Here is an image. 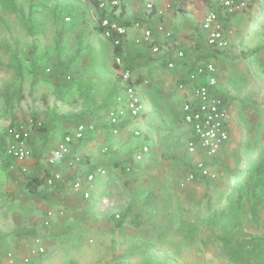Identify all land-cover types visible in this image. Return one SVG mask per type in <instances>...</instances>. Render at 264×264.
Masks as SVG:
<instances>
[{"label": "rangeland", "instance_id": "374dc122", "mask_svg": "<svg viewBox=\"0 0 264 264\" xmlns=\"http://www.w3.org/2000/svg\"><path fill=\"white\" fill-rule=\"evenodd\" d=\"M218 6L219 0H211L200 16L191 14V21L203 29V17L210 10L219 11ZM97 25L98 14L89 0H14V6L10 0H0V127L22 124L29 130L32 156L42 154L43 171L50 169L49 153L62 138L50 140L53 124L68 121L70 129L82 119L97 122L103 115L100 107L110 100L111 84L121 78L114 46ZM83 28L84 37L80 35ZM81 38L80 57L75 59ZM239 51L230 46L209 58L222 61L224 78L229 77L233 88L232 136L229 150L220 154L225 159L219 156L214 161L217 180L198 177L182 188L189 160L163 148L165 152L150 160V174L143 180L138 172L120 182L122 193L124 188L142 189V182L149 187L139 201V224L129 216L123 229H116L113 220L97 225L96 239L93 235L82 249L84 243L74 242L76 232L47 230L43 222L47 209L42 208V216L36 217L38 230L42 238H49L52 249L28 263L18 257L15 264H236L216 238L222 230L247 240L264 237V72L253 71L252 55L247 58ZM256 59V68L264 65V55ZM86 98L92 101L89 108L84 106ZM239 173L243 177L236 180ZM9 180L1 160L0 235L4 238L0 239V264H10L7 252L16 250L11 236L20 229L19 223L26 231L33 227L31 213L38 202L24 188L17 192ZM18 203L29 212L26 222L13 217ZM118 205L115 209L109 199L104 201L109 216L123 214Z\"/></svg>", "mask_w": 264, "mask_h": 264}, {"label": "crops", "instance_id": "0c3cea01", "mask_svg": "<svg viewBox=\"0 0 264 264\" xmlns=\"http://www.w3.org/2000/svg\"><path fill=\"white\" fill-rule=\"evenodd\" d=\"M118 1L117 16L119 17L120 12H123L119 21L128 27L123 45V62L120 67L122 71L131 70L134 82L144 91L143 102L146 113L126 119L117 135L110 133L106 116L103 115L97 119V122H94L97 124L96 131L88 133L85 140L74 150L79 160L73 165L58 163L55 169L62 173L63 178L57 182L55 187L44 189V192L47 193L45 198H33L37 199L39 203L36 202L37 207L31 213L35 219L30 224V226H33L29 228L30 233H27L25 227L22 229L21 226L23 225L19 223L20 229L14 234L17 239L11 236L13 245L16 246V251L18 252L19 261H21V256L27 253L28 248L36 243L38 237L42 239L46 251L52 249L49 238H42L38 230L36 217L43 214L40 209H47L43 222H45L47 212H53L51 230L46 226L49 232H58L60 234L63 231L76 232L77 237L74 242L78 246L84 243L81 246L83 249L86 245L85 243L91 240L93 235L95 236L94 239H96L97 225L102 223L109 224V221L113 220L111 219L112 215L110 217L108 214L110 211L104 206L105 199H109L114 204L115 209H117L116 204H120L118 206L123 213L126 212L128 207H131L132 210L127 216L128 218L142 210L139 201L143 199V194L149 190V187L144 188V182H142V189L136 191L137 189L129 190L124 188L122 193V184L120 185V182L124 180L123 177L131 178L132 175H136L139 172V177L143 180V176L150 174V160H156L160 152L163 150L165 152V149L176 150L179 156H186L187 160H189L188 170L194 163L195 159L187 152V140L191 136V128L184 121L183 105L186 101L194 99L193 89L199 83L198 80H204V76L194 78L192 75L196 73L199 64L204 61H210L209 57L213 54L207 43L206 33L201 28V24L200 27H197L191 21L192 10L182 8L175 0ZM149 2L153 4L152 9H148L146 6ZM192 6L193 3L190 2L189 7ZM248 12L233 16L228 21V24L232 25L236 30L235 35L231 38L230 46H233V48L237 47L241 56L248 58L252 55V58H249L251 59L249 63H252L254 68L251 69L262 74L264 65L256 68V64L259 61L256 56L258 55L260 58V55H264V0H256L253 9ZM135 22H140V26H136ZM147 28L153 30L154 39L159 44L166 39L167 33L170 32L171 37L176 39L177 48L184 50L186 57L184 59H176L175 67L170 68L163 61L162 57L164 55L161 56L163 52L154 53L151 45L143 41V33ZM231 53H233V49L229 54ZM217 64L219 65L217 76L220 88L229 92L233 89L229 87V77L227 79L224 78L225 71L222 61H218ZM248 78L249 75L246 74V79ZM180 83H184V87H180ZM113 104H117L115 99ZM230 104L229 113L231 118ZM84 121L90 120L84 119ZM77 123L71 125L70 129H68V121L62 120L57 122V124H53L54 126L49 131L50 140H59L64 132L72 131ZM8 127L5 129L0 127V134H5ZM135 130L142 131L143 135L136 136L134 134ZM230 130L232 136L231 120ZM5 136L7 140V135ZM163 136L169 137L170 140H165ZM144 142H148L152 146L154 153L144 158L140 163L139 170H134L135 172L122 171L121 168L125 167L127 159L135 155ZM223 149L221 150L222 152ZM226 150L228 151L229 148H226ZM38 151L41 152L40 149ZM38 151L36 152L38 153ZM51 153L52 151L49 153V157H51ZM40 155L42 154L38 153L37 156L29 157L22 162H16L14 169H8L10 178L7 182L8 185L16 186L18 192L22 188L26 189L29 181L34 176H44L46 171H43ZM153 156H155L154 159L152 158ZM219 156L221 159L223 155ZM4 159H6L5 153L1 148L0 161ZM224 159L225 156H223ZM211 163L213 167V161ZM96 166L106 167L107 174L98 177L97 182L89 188L90 197H85L84 190L77 189L74 183L77 179L89 174ZM134 183H137V181ZM7 190L10 191V188ZM126 199L128 200L127 202ZM5 203L6 201L4 200ZM13 214L15 215L13 216L14 218L18 216L23 223V221H27L29 212L21 208L18 203V210L14 211ZM127 220L120 229L127 225ZM114 227L116 228L115 224ZM33 230L34 232L32 233L31 231ZM21 243L24 248L21 247L22 245L20 246ZM46 253H42V255L44 256ZM40 256L41 254L33 256L31 260L34 258L38 259ZM40 263L38 262V264Z\"/></svg>", "mask_w": 264, "mask_h": 264}, {"label": "built area", "instance_id": "2783aa9c", "mask_svg": "<svg viewBox=\"0 0 264 264\" xmlns=\"http://www.w3.org/2000/svg\"><path fill=\"white\" fill-rule=\"evenodd\" d=\"M256 4V0H219L222 7L221 12L210 10L202 19V27L206 33L209 47L213 50H225L230 46L231 38L235 35V28L226 21L228 16H236L251 10ZM118 0H101V6L109 9L118 6ZM147 8L152 9L153 4L147 3ZM106 27L105 36L112 38L114 44H123L127 35L128 27L118 21L105 19L102 23ZM140 26V22H135ZM143 41L149 43L154 53L164 55L163 61H167L170 68L175 67L176 59H184L186 53L177 48L176 42L168 32L166 39L157 43L154 39L153 30L147 28L143 33ZM116 63L122 65V57L115 58ZM219 65L210 60L199 64L196 73L192 77L199 79V83L193 89L194 99L186 101L183 105L184 121L191 128V136L187 140V152L193 157L194 163L190 170L184 175L181 187L193 183L198 177L209 180H216L218 174L213 170L211 161L221 152L223 147L231 140L229 105L220 95L221 88L218 79ZM121 91L117 96V104L109 108L105 115L107 125L112 135L120 132L122 123L128 118H134L146 113L143 102L142 89L134 82L132 71L126 69L121 73ZM184 87V83H180ZM97 124L91 121H80L76 127L66 135L62 136L48 158L49 167L61 161H66L68 165H73L79 160L75 155V142L81 141L88 133L95 132ZM136 136H142L143 132L135 130ZM5 156L12 159L11 169H14L16 162H22L33 155V148L30 143V132L24 125L9 126L7 128V140L5 144ZM152 153V146L144 142L139 151L128 161L127 170H133L147 155ZM53 168V167H52ZM107 174V168L96 166L92 171L77 179L74 186L84 190V196L90 197V189L98 177ZM63 178L60 171L53 169L47 177V184L54 185ZM52 211L47 212L45 225L51 227ZM120 215L117 214V218ZM46 252V247L41 238L36 239V243L30 246L27 253L22 255V260L26 263L31 258ZM18 252L10 250L7 253V260L10 264L17 262Z\"/></svg>", "mask_w": 264, "mask_h": 264}, {"label": "trees", "instance_id": "16d2710c", "mask_svg": "<svg viewBox=\"0 0 264 264\" xmlns=\"http://www.w3.org/2000/svg\"><path fill=\"white\" fill-rule=\"evenodd\" d=\"M10 1H11V4L14 6V0H10ZM89 1L96 8V11H97V14H98V25H97V28H98L99 33L104 35L105 32H106V27L102 25V23H103V21L105 19H109L110 21H115L116 20V21L120 22L119 19H120L121 15L123 14V12H120L119 17L117 16L118 13L116 11L118 10V6L113 7V9H109L110 7L104 8V7L101 6V0H89ZM175 1L182 8L191 9L193 13H196L199 16L202 14L204 9L206 8V5L211 2V0H175ZM190 2L193 3L192 7H189V3ZM254 6L255 5H253L251 7V10L253 9ZM218 8H219L218 9L219 12H221L222 7L219 5ZM251 10H249V12H251ZM230 20H231V16L226 17V21L227 22L230 21ZM28 22H29V20H28ZM120 24L124 25V23H122V22H120ZM85 32H86V28H83L80 31V35L82 37H84ZM107 39L114 46L115 58L116 57H123V55H124V46H123V44L122 45L121 44L116 45V44H114L112 38H110V37L108 38L107 37ZM173 39H174V41H176L175 38H173ZM82 42H83V38H81L79 40V46H78V48L76 50V53L74 55L75 59H78L80 57ZM211 51H213V53H214V52H217V51H220V50L211 49ZM210 57H213V54H211ZM165 63H167V61H165ZM117 66L120 67L118 64H117ZM111 87H112V91H111V93L109 95V97H110L109 102L106 103L104 106L100 107V109L103 110V115H105L106 111L109 108L112 107L114 99L115 100L117 99V96H118V94L120 93V91L122 89V87H121V78H120V80H117V82H113L111 84ZM220 95L223 97V99L229 105L230 102H231V99H230L231 95H232L231 91L228 92V91H226L225 89L222 88L221 92H220ZM91 105H92L91 99L90 98H86L85 102H84V106L89 108V107H91ZM114 105L115 104H113V106ZM82 120H84V119H82ZM82 120H80V121H82ZM80 121H78V122H80ZM17 125H21V124H17ZM69 132H71V130H68V131L64 132L63 136L66 135ZM5 135H7V130H6L5 134H1V136H3V138L0 139V146H2V150H4V152H5V144H6V136ZM30 138H31V136H30ZM85 138H86V136L81 141L75 142L74 150L81 144V142L83 140H85ZM30 143H31V139H30ZM228 145H229V142L225 145L223 151L227 148ZM221 152L217 155V157L221 154ZM33 153H34V151H33ZM152 153H153V149H152ZM152 153H151V155H152ZM239 155L242 157V159L245 158L244 155H241V154H239ZM5 158H6V159H4L5 167L7 169H11V164L13 163L12 159H9V158L7 159L6 156H5ZM131 158L127 159L126 165H127L128 161ZM215 159L216 158H214L212 160L213 163H214ZM59 163L68 165V163L66 161H61ZM140 163L138 165L136 164V167L133 170H127V168H126L127 166L126 165H125V167L121 168V170L124 171V172H131V171L133 172L134 170H139L140 169ZM57 165H58V163L56 165H54V166H50V169L57 168ZM50 169L46 170L44 176H42V177L34 176L29 181L28 186L26 188V190L28 191L27 193H28L29 196H31L32 198H45L47 193L44 192L45 191L44 189L47 190V189H49V187H52V186L55 187L57 182L54 185H52V186H49L47 184V182H46L48 175H50V173H51ZM249 173H251V171ZM242 177H243V173H239V175H237V177H236V180H239ZM229 185H232V183L229 182ZM236 185L239 186L238 184H236ZM131 210H132L131 207H128L126 212L123 213L119 217V219L117 217H115L114 215H112V219L115 222L116 229L122 228V226L124 225L125 221L128 218L127 216L130 214ZM132 217H133V220L136 221V224H139V222H138L139 216L137 214H132ZM44 225H45V222H44ZM45 227H46V225H45ZM31 232L33 233L34 230L31 231ZM27 233H30V229L27 231ZM2 238H4V237H2V235H0V239H2ZM216 238H217L218 241L223 243L225 251H226L227 255L229 256L230 260L235 262L236 264H264V237H253V238L247 240V239H244L242 237L237 236L232 231L222 230V232H220V234H218L216 236ZM41 256H43V255L41 254Z\"/></svg>", "mask_w": 264, "mask_h": 264}]
</instances>
